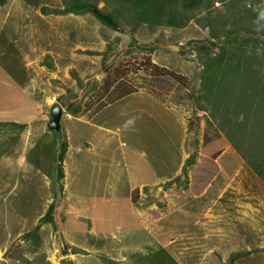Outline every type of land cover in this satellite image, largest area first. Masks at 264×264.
I'll use <instances>...</instances> for the list:
<instances>
[{"label": "rangeland", "instance_id": "374dc122", "mask_svg": "<svg viewBox=\"0 0 264 264\" xmlns=\"http://www.w3.org/2000/svg\"><path fill=\"white\" fill-rule=\"evenodd\" d=\"M60 3L11 0L0 7V121L22 117L21 101L30 95L39 96L42 115L31 143L10 151L22 150L29 163L0 160L7 262L229 264L245 250L249 256L233 264H264V182L188 98L202 72L189 43L206 41L208 30L196 22L182 31L146 26L132 38L130 24L114 33L89 17L41 18V7ZM43 53L53 70L38 66ZM24 60L27 70L44 73L22 93L19 80L30 77ZM57 64L60 80L49 75ZM126 88L145 93L107 106L110 93ZM56 106L69 142L63 190L56 182L62 135L48 129ZM7 138L0 137V157ZM54 201L55 223L28 237ZM67 246L85 253L64 252Z\"/></svg>", "mask_w": 264, "mask_h": 264}, {"label": "trees", "instance_id": "16d2710c", "mask_svg": "<svg viewBox=\"0 0 264 264\" xmlns=\"http://www.w3.org/2000/svg\"><path fill=\"white\" fill-rule=\"evenodd\" d=\"M10 1L0 0V7L7 6ZM60 2L56 7H41V13L46 16H75L79 19L89 17L114 33L127 32V27L124 26L130 24L129 32L132 38L146 26L159 30L182 31L192 22H196L203 30H208L209 37L206 41L198 44L189 43V46L195 47L202 72L199 76V89L188 98L196 103L199 112L207 114L209 125L225 136L245 164L264 182V0H60ZM102 4L104 6L100 7ZM74 30L79 31L77 27ZM78 37H74L72 43H75ZM48 58H45L44 64L53 70L54 67L49 65ZM21 70L25 71L22 67ZM115 92L110 93V103L107 106L138 91L126 88L118 94ZM32 99L29 96L25 103L32 104ZM38 99L39 96L33 100L38 103ZM103 108L97 110L100 112ZM71 110L73 117L80 113V109L75 110L74 106ZM36 113L35 115L39 114ZM27 125L25 123L19 126L24 130ZM4 126L0 124V137L5 136L6 131L4 129L1 131V127L5 128ZM61 135L56 182L60 185V190H63L59 183H62L65 175L64 163L69 142L63 133ZM12 138L16 139L14 135ZM192 148L189 144L188 152H191ZM56 208L57 202L54 201L28 237L34 235L36 238L43 225L55 223ZM69 248L71 247H65L64 252ZM71 251V254L85 253L73 247ZM21 252L24 251H20V256ZM249 254L245 250L233 254L228 260L229 264Z\"/></svg>", "mask_w": 264, "mask_h": 264}, {"label": "crops", "instance_id": "0c3cea01", "mask_svg": "<svg viewBox=\"0 0 264 264\" xmlns=\"http://www.w3.org/2000/svg\"><path fill=\"white\" fill-rule=\"evenodd\" d=\"M41 18L43 20H47V17L45 18L42 15H41ZM81 29L82 28H79V30H81ZM87 31H88V29L85 28V32H87ZM49 38L50 37H47V36L43 38V40L45 42H47V46H49V44H51V41H49ZM58 40H60V39H58ZM52 50H51V52H47L46 54L52 56ZM45 57H46L45 56V53H43L42 59L38 61L39 62L38 66L39 65L42 66L44 64L43 61L45 60ZM48 57H50V56H48ZM35 62H36V59H35ZM23 63L24 64L22 65V68L25 69V71L29 74L30 77L25 82V84H24L25 86L22 88V93H23V90L25 91L29 86H31L32 81H35L36 80V82L38 83L39 80H41L43 82V77H40V75H38V74L39 73L40 74L41 73H44V71H39V72L37 71L38 66H37V68L34 67L35 68L34 69V73H32V71L27 70V68L30 66V64H27V62L25 60H24ZM55 67H56L55 73H51V72L50 73L48 72V73H49V75H50V77L52 79L60 80L59 77H58L59 75H57L60 72V66L57 64ZM43 75H45V74H42V76ZM37 76H38V78H37ZM37 79H38V81H37ZM143 93H145V92H137L135 94H143ZM30 97L33 98L31 95H30ZM33 99H32V102H31L32 104H29V103L26 104L24 99L21 101L20 106L22 107V109H21L22 111H21V114L20 115L22 117H18V118L14 117L13 118V117H7L6 116V118H4L3 115H2L3 121H0V122H4V124H10V125L4 126L5 127L4 130L6 131V133H4L5 136H3V137H8L7 140H6V142H9V146H8V148L6 150V154H4V156L0 157V160L3 161L2 159H4L6 161H12V162L14 161V165H16L17 167H19V163L21 165V162H19V161H23V162H27L28 161L27 163H29V158H27V156L24 157L23 156V153H22V150H20V149H18L14 154H10V151L13 150L17 146V144L19 142L21 143V142L24 141L26 143L27 141H29V144H30L31 143V137L34 135V132H35L34 129L35 128H40V125H38V126H34L33 125V123H36L37 121H38V124H39V120H40L39 115L42 116L40 114V108H39V105L40 104H38ZM126 99H128V97L125 98V99H123V100H121V101H124ZM36 112H38L39 114L38 115H35V114H37ZM25 116H26V118H25ZM25 123H27L28 125H27V128L23 130L19 125L20 124L23 125ZM14 124H17V126H19V127H11V125H14ZM2 129L3 128H1V130ZM17 129H18V132H17V134H15V130H17ZM41 129H42V127H41ZM9 133H10V135H9ZM13 135L15 136V138L17 140L16 139L14 140L12 138ZM33 148L34 147L32 145L31 146V149H32L31 151H34ZM12 162H11V164H12ZM20 251H24V250H20ZM55 251H56V249L53 251L52 255L54 254ZM7 255H8L7 254V248L4 247V242H2L0 240V264H10V263H12L10 261L7 262L8 261ZM52 255L50 256V259H52ZM15 262H17L16 264H19L18 263L19 262V259H17ZM51 262H53V261L51 260Z\"/></svg>", "mask_w": 264, "mask_h": 264}, {"label": "water", "instance_id": "95a60500", "mask_svg": "<svg viewBox=\"0 0 264 264\" xmlns=\"http://www.w3.org/2000/svg\"><path fill=\"white\" fill-rule=\"evenodd\" d=\"M62 118L63 109L60 106H56L51 113L48 129L55 133H60L62 129Z\"/></svg>", "mask_w": 264, "mask_h": 264}, {"label": "clouds", "instance_id": "9594fccd", "mask_svg": "<svg viewBox=\"0 0 264 264\" xmlns=\"http://www.w3.org/2000/svg\"><path fill=\"white\" fill-rule=\"evenodd\" d=\"M40 15H42V16H44L45 18L46 17H49V16H54V15H48V16H46V15H43L42 13H41V11H40ZM55 17H59V16H55ZM60 18V17H59ZM62 18V17H61ZM75 47V46H74ZM60 135H61V132H60Z\"/></svg>", "mask_w": 264, "mask_h": 264}]
</instances>
